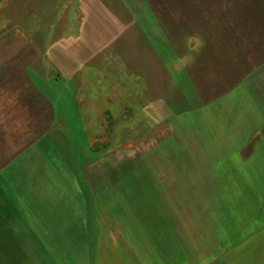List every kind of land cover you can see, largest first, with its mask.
<instances>
[{"label": "crops", "instance_id": "obj_1", "mask_svg": "<svg viewBox=\"0 0 264 264\" xmlns=\"http://www.w3.org/2000/svg\"><path fill=\"white\" fill-rule=\"evenodd\" d=\"M262 54L240 78L225 59L232 83L207 101L198 87L113 173L81 164L37 85L0 86V264H264Z\"/></svg>", "mask_w": 264, "mask_h": 264}, {"label": "rangeland", "instance_id": "obj_2", "mask_svg": "<svg viewBox=\"0 0 264 264\" xmlns=\"http://www.w3.org/2000/svg\"><path fill=\"white\" fill-rule=\"evenodd\" d=\"M262 52L264 0L0 3V86L19 89L27 82L29 92L37 85L54 107L57 128L91 171L104 165L115 172L116 157L127 147L146 153L198 87L199 98L209 100L232 83L228 62L240 78L242 56L255 57L249 64L257 69ZM89 78L104 82L90 86ZM87 90L103 94L101 101L86 102ZM49 108L45 101L44 113ZM95 108L97 116H85Z\"/></svg>", "mask_w": 264, "mask_h": 264}, {"label": "trees", "instance_id": "obj_3", "mask_svg": "<svg viewBox=\"0 0 264 264\" xmlns=\"http://www.w3.org/2000/svg\"><path fill=\"white\" fill-rule=\"evenodd\" d=\"M224 34L226 33V30L223 32ZM197 42V40L196 39H192V42H191V47L192 48H195L196 47V43Z\"/></svg>", "mask_w": 264, "mask_h": 264}]
</instances>
